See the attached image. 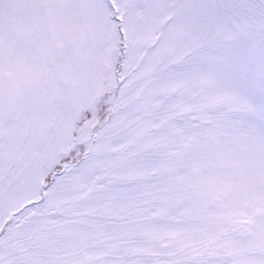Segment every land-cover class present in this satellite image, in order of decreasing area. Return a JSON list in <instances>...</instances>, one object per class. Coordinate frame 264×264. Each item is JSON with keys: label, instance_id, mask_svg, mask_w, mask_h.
<instances>
[{"label": "snow or ice", "instance_id": "6c2138e0", "mask_svg": "<svg viewBox=\"0 0 264 264\" xmlns=\"http://www.w3.org/2000/svg\"><path fill=\"white\" fill-rule=\"evenodd\" d=\"M0 264H264V0H0Z\"/></svg>", "mask_w": 264, "mask_h": 264}]
</instances>
